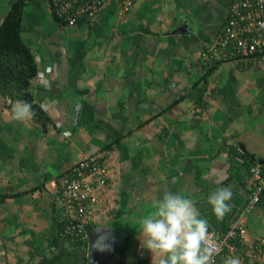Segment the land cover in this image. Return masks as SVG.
<instances>
[{
  "label": "crops",
  "instance_id": "obj_1",
  "mask_svg": "<svg viewBox=\"0 0 264 264\" xmlns=\"http://www.w3.org/2000/svg\"><path fill=\"white\" fill-rule=\"evenodd\" d=\"M14 0H0V26ZM219 0H111L89 23L65 29L46 0H29L21 38L38 65L31 120H13L0 94V264H88L87 245L63 240L61 178L97 157L109 171L96 224L122 237L106 264H157L140 248L132 218L164 190L195 202L209 228L240 221L244 249L264 239V197L249 208L264 170V58L210 68L200 53L224 28ZM78 118H76V112ZM76 120V121H75ZM230 187L231 211L208 203Z\"/></svg>",
  "mask_w": 264,
  "mask_h": 264
},
{
  "label": "built area",
  "instance_id": "obj_2",
  "mask_svg": "<svg viewBox=\"0 0 264 264\" xmlns=\"http://www.w3.org/2000/svg\"><path fill=\"white\" fill-rule=\"evenodd\" d=\"M136 0H118L123 12L132 10ZM229 10L222 31L201 53L205 65H216L233 59L256 55L264 58V0H219ZM111 0H46L52 13L63 19L64 25L75 28L81 21H92ZM256 183L249 208L264 197V170L251 168ZM109 171L97 157L81 160L62 176L60 201L70 224L62 234L63 240L88 243L83 224H97L106 210L104 191ZM106 188V189H105ZM97 226V225H96ZM247 230L235 222L226 232L209 228V239L217 245L215 264H224L228 257L236 256L241 264H264V239H258L255 248L243 251ZM239 244H241L239 246Z\"/></svg>",
  "mask_w": 264,
  "mask_h": 264
},
{
  "label": "clouds",
  "instance_id": "obj_3",
  "mask_svg": "<svg viewBox=\"0 0 264 264\" xmlns=\"http://www.w3.org/2000/svg\"><path fill=\"white\" fill-rule=\"evenodd\" d=\"M12 118L18 122L31 120L35 113L31 103L16 100L11 106ZM230 187L217 188L209 194L208 203L217 220L231 211ZM137 225L140 248L151 253L157 264H215L217 245L209 239V222L202 218L195 202L186 195L164 190L151 210L132 218ZM224 264H241L232 256Z\"/></svg>",
  "mask_w": 264,
  "mask_h": 264
},
{
  "label": "trees",
  "instance_id": "obj_4",
  "mask_svg": "<svg viewBox=\"0 0 264 264\" xmlns=\"http://www.w3.org/2000/svg\"><path fill=\"white\" fill-rule=\"evenodd\" d=\"M28 1L14 0L9 13L0 26V94L14 100H25L32 104L34 99L29 90L31 81L37 75L38 65L31 50L21 38L22 20ZM53 16L59 25L65 29H70L66 24L64 25L63 19H60L55 13H53ZM89 22L81 21L78 26ZM253 56L256 55L248 57ZM207 66L212 68L217 66V64ZM32 107L40 112L39 108ZM68 224H70V220L66 219L59 226L60 236H62ZM90 225L96 226V224ZM69 240L72 241L71 238ZM73 244L87 245L88 243L75 242ZM242 250L245 251V249Z\"/></svg>",
  "mask_w": 264,
  "mask_h": 264
},
{
  "label": "water",
  "instance_id": "obj_5",
  "mask_svg": "<svg viewBox=\"0 0 264 264\" xmlns=\"http://www.w3.org/2000/svg\"><path fill=\"white\" fill-rule=\"evenodd\" d=\"M78 110L76 118H78ZM76 121V120H75ZM88 238V264H106L122 248V237L112 226L83 224Z\"/></svg>",
  "mask_w": 264,
  "mask_h": 264
}]
</instances>
